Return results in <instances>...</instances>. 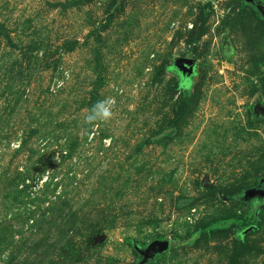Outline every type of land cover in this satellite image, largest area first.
<instances>
[{
    "label": "rangeland",
    "instance_id": "obj_1",
    "mask_svg": "<svg viewBox=\"0 0 264 264\" xmlns=\"http://www.w3.org/2000/svg\"><path fill=\"white\" fill-rule=\"evenodd\" d=\"M251 5L0 0V264H264Z\"/></svg>",
    "mask_w": 264,
    "mask_h": 264
},
{
    "label": "clouds",
    "instance_id": "obj_2",
    "mask_svg": "<svg viewBox=\"0 0 264 264\" xmlns=\"http://www.w3.org/2000/svg\"><path fill=\"white\" fill-rule=\"evenodd\" d=\"M69 73H65L67 77ZM63 86V81H59L57 87ZM55 90V89H54ZM116 101L113 97H106L97 101L92 108L85 114L84 122L93 128L100 123H106L113 118Z\"/></svg>",
    "mask_w": 264,
    "mask_h": 264
},
{
    "label": "water",
    "instance_id": "obj_3",
    "mask_svg": "<svg viewBox=\"0 0 264 264\" xmlns=\"http://www.w3.org/2000/svg\"><path fill=\"white\" fill-rule=\"evenodd\" d=\"M246 1L251 2L252 0H246ZM177 63L179 64V66L183 71H187L190 70L191 66L194 63V60L192 58L181 57L178 59ZM262 181L264 182V180ZM258 191L259 190H251V193L253 194L254 192H258ZM167 246H168V242L166 240H154L148 245V247L145 250L140 252L144 256L143 261H141V263L148 259L151 250L162 251L166 249Z\"/></svg>",
    "mask_w": 264,
    "mask_h": 264
},
{
    "label": "trees",
    "instance_id": "obj_4",
    "mask_svg": "<svg viewBox=\"0 0 264 264\" xmlns=\"http://www.w3.org/2000/svg\"><path fill=\"white\" fill-rule=\"evenodd\" d=\"M245 1H246V0H245ZM246 2H247V1H246ZM253 2H254V0H252L251 2H247V3H249V4L251 5V4H253ZM251 7H252L254 10H256V11L258 10L259 12H261V11H260V8H258V7H257V8H256V7H253L252 5H251ZM243 223H247V220H243Z\"/></svg>",
    "mask_w": 264,
    "mask_h": 264
},
{
    "label": "flooded vegetation",
    "instance_id": "obj_5",
    "mask_svg": "<svg viewBox=\"0 0 264 264\" xmlns=\"http://www.w3.org/2000/svg\"><path fill=\"white\" fill-rule=\"evenodd\" d=\"M144 257V256H143Z\"/></svg>",
    "mask_w": 264,
    "mask_h": 264
}]
</instances>
